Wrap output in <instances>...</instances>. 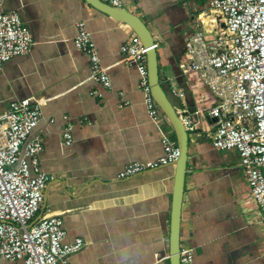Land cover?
Instances as JSON below:
<instances>
[{
  "label": "crops",
  "instance_id": "crops-1",
  "mask_svg": "<svg viewBox=\"0 0 264 264\" xmlns=\"http://www.w3.org/2000/svg\"><path fill=\"white\" fill-rule=\"evenodd\" d=\"M123 1L152 30L158 47L164 45L158 60L171 102L198 123L189 135L181 244L194 247V264H264V219L240 154L213 146L214 120L204 109L214 100L208 85L186 70L189 37L205 27L190 28L192 12L208 9L212 0ZM11 11L20 13L34 43L0 73V112L12 100L43 102L44 116L31 137L43 140L41 166L52 180L35 218L60 217L67 242L85 240L60 264H171L176 165L118 176L131 162L162 155L164 134L174 137L168 117L162 113L154 122L148 115L139 69L121 51L137 34L87 0H0V12ZM78 21L92 33L111 88L91 77L89 57L74 44ZM64 116L74 124L69 146Z\"/></svg>",
  "mask_w": 264,
  "mask_h": 264
},
{
  "label": "built area",
  "instance_id": "built-area-1",
  "mask_svg": "<svg viewBox=\"0 0 264 264\" xmlns=\"http://www.w3.org/2000/svg\"><path fill=\"white\" fill-rule=\"evenodd\" d=\"M101 1L121 8L124 4L123 0ZM199 22L205 27L189 37L186 70L203 80L214 96V103L204 109L214 120L212 144L219 150L239 152L264 219V0H212L199 13ZM33 43L18 11L0 12V73L7 61L27 54ZM74 44L89 57L91 77L111 88L108 67L102 64L85 21L77 22ZM155 45L158 47L157 42ZM121 51L139 69L148 115L152 121H160L162 111L149 83L148 48L135 35ZM176 110L188 134L196 133L198 123L189 110ZM43 116V102L36 98L12 100L0 112V261L60 264L85 246L81 237L66 241L60 217L43 216L32 223L49 180L40 161L43 140L31 137ZM64 118L62 135L69 146L74 142V124L68 116ZM161 142L162 155L125 165L119 178L174 164L181 153L177 138L164 134ZM179 254L180 264H194V247L180 244Z\"/></svg>",
  "mask_w": 264,
  "mask_h": 264
},
{
  "label": "water",
  "instance_id": "water-1",
  "mask_svg": "<svg viewBox=\"0 0 264 264\" xmlns=\"http://www.w3.org/2000/svg\"><path fill=\"white\" fill-rule=\"evenodd\" d=\"M95 8L110 15L116 20H122L127 23L133 31L141 38L143 44L148 48V70L149 83L152 89V94L161 108L170 120L174 127V132L180 147V156L174 163L176 165L174 189H173V204H172V220H171V249L170 260L171 264H180V244H181V219L182 207L184 199V185L188 163L189 151V134L177 114L175 105L171 102L166 90L161 84L159 75V60L156 44V36L146 23L136 14L128 11L126 8L111 6L101 0H87ZM49 180L52 176L48 174ZM41 216L35 218L32 222L37 221Z\"/></svg>",
  "mask_w": 264,
  "mask_h": 264
},
{
  "label": "rangeland",
  "instance_id": "rangeland-1",
  "mask_svg": "<svg viewBox=\"0 0 264 264\" xmlns=\"http://www.w3.org/2000/svg\"><path fill=\"white\" fill-rule=\"evenodd\" d=\"M210 5H211V4L208 2L207 5H206L207 8L210 7ZM198 24H199V9H197V10H195V11L192 12V19H191V23H190V28L193 30L194 27H195V25H198ZM221 26H222V25H221ZM163 48H164V45H163V44H162L160 47L157 48V51H158L159 56H160L161 51L163 50ZM210 97H211L212 100L215 101V98H214L213 95H211V93H210ZM169 98H170L173 102H176V100L173 99L171 95H169ZM210 102H211V101H209V103H210ZM206 104H207V103H206ZM189 135H190V133H189Z\"/></svg>",
  "mask_w": 264,
  "mask_h": 264
},
{
  "label": "trees",
  "instance_id": "trees-1",
  "mask_svg": "<svg viewBox=\"0 0 264 264\" xmlns=\"http://www.w3.org/2000/svg\"><path fill=\"white\" fill-rule=\"evenodd\" d=\"M159 58V57H158ZM159 75H160V80H161V84L162 86L164 87V89L166 90L167 94H168V85L167 83L164 82L163 80V77L161 76V73H160V67H159ZM169 96V94H168ZM161 109V108H160ZM162 111V110H161ZM162 113L166 116V114L162 111ZM167 117V116H166ZM173 136L176 138V134L175 132L173 133Z\"/></svg>",
  "mask_w": 264,
  "mask_h": 264
},
{
  "label": "bare ground",
  "instance_id": "bare-ground-1",
  "mask_svg": "<svg viewBox=\"0 0 264 264\" xmlns=\"http://www.w3.org/2000/svg\"><path fill=\"white\" fill-rule=\"evenodd\" d=\"M207 18H208V17H207V16H205V19H204V21H206V22H207V21H208V20H207Z\"/></svg>",
  "mask_w": 264,
  "mask_h": 264
}]
</instances>
